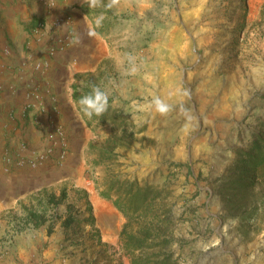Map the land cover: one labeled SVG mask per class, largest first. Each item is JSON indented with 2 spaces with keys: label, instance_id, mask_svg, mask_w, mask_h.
Here are the masks:
<instances>
[{
  "label": "rangeland",
  "instance_id": "374dc122",
  "mask_svg": "<svg viewBox=\"0 0 264 264\" xmlns=\"http://www.w3.org/2000/svg\"><path fill=\"white\" fill-rule=\"evenodd\" d=\"M121 1L123 12L84 5L88 28L71 17L58 32L34 36L41 50L32 65L48 60L46 71L60 57L73 95L75 84L79 100L98 86L110 114L126 120L89 125L73 96L81 122L69 123L53 100L73 173L22 192L5 180L2 172L37 168L18 158L46 143L25 154L16 148L12 164L0 163V264H133L120 236L126 216L101 195L114 173L170 195L172 241L138 256L264 264V0ZM156 99L170 106L167 115ZM122 130L133 135L130 145L95 165L90 143L110 149Z\"/></svg>",
  "mask_w": 264,
  "mask_h": 264
},
{
  "label": "crops",
  "instance_id": "0c3cea01",
  "mask_svg": "<svg viewBox=\"0 0 264 264\" xmlns=\"http://www.w3.org/2000/svg\"><path fill=\"white\" fill-rule=\"evenodd\" d=\"M84 5L88 7L83 0H56L53 6L47 0H0L1 164L5 161L6 164L13 163L7 159L13 156L12 152L16 148L23 149L22 154H25L48 141L46 137L50 129L49 118L54 99L62 102V119L70 123L72 118L73 123L80 125L81 114L77 112L73 90L69 91L71 70L66 68L64 60L56 58L46 71H35L30 57L40 54L41 48L33 45L39 21H53L59 16L70 15L75 18L76 23L81 21L80 24L87 27L84 18L86 16L87 19L88 16L83 10ZM128 6L127 2L121 1L119 8L114 11L123 12ZM33 93H40L41 100L34 101L32 108L26 110ZM63 120L59 123L64 124ZM16 153L12 158L16 157ZM66 165L67 162L56 165L47 161L33 170L23 168L9 175L2 172V175L7 182L17 185L19 191H30L73 173L72 166Z\"/></svg>",
  "mask_w": 264,
  "mask_h": 264
},
{
  "label": "trees",
  "instance_id": "16d2710c",
  "mask_svg": "<svg viewBox=\"0 0 264 264\" xmlns=\"http://www.w3.org/2000/svg\"><path fill=\"white\" fill-rule=\"evenodd\" d=\"M73 87L74 97L79 101L78 86L75 84ZM84 118L89 125L96 120H111L114 123H122L126 120L122 115H117V110L111 114L109 110L104 115L93 116L91 119L84 115ZM131 136L133 135L127 130H122L119 135H115L110 149L90 143L89 151L95 155L94 164L115 162L119 154L114 149L128 147L132 140ZM43 192L48 193V190L45 189ZM101 195L113 199L115 205L126 216L120 236L128 253L132 255L133 264H172L170 256L163 260L151 261L137 255V252H143L146 248L164 247L173 239L169 233L165 232L173 223L172 208L167 203L170 195L165 188L148 183L141 185L137 180L123 178L120 173H114L108 186L101 191ZM153 228L164 232L157 235L152 231ZM158 238L162 240L157 241Z\"/></svg>",
  "mask_w": 264,
  "mask_h": 264
},
{
  "label": "built area",
  "instance_id": "2783aa9c",
  "mask_svg": "<svg viewBox=\"0 0 264 264\" xmlns=\"http://www.w3.org/2000/svg\"><path fill=\"white\" fill-rule=\"evenodd\" d=\"M48 3L53 6L56 4V0H47ZM66 19H71L70 15L67 16H59L53 21L51 20H41L38 22L36 26L37 35H42L45 30L58 29L62 26ZM49 64L48 60H39L35 64V69L42 71ZM34 94V93H33ZM41 100V94L35 93L32 95L31 100L26 105V110L32 108L34 105V101ZM50 129L47 133L46 146L38 152L35 157L27 158L25 156H20L18 158V163L21 165L30 164L34 167H39L46 163L47 161H52L53 164L62 165L65 161L67 154V137L65 133V129L61 123H57L55 119H53V115L50 116ZM50 119V118H49ZM57 149V150H54ZM9 161H13L12 157L8 159Z\"/></svg>",
  "mask_w": 264,
  "mask_h": 264
},
{
  "label": "clouds",
  "instance_id": "9594fccd",
  "mask_svg": "<svg viewBox=\"0 0 264 264\" xmlns=\"http://www.w3.org/2000/svg\"><path fill=\"white\" fill-rule=\"evenodd\" d=\"M83 3L87 4L89 9L103 7L111 10L118 9L121 4V0H108L107 4H105L103 0H83ZM84 19H86V16ZM103 19V14L95 18L96 27L101 26ZM89 34L95 35L94 32H90ZM79 104L84 115L91 119L93 116H102L108 111L109 97L108 94L101 90L100 87L93 86L92 91L88 95L80 98ZM154 105L156 111L161 115H167L171 110L170 106L163 103L160 99L154 100Z\"/></svg>",
  "mask_w": 264,
  "mask_h": 264
}]
</instances>
